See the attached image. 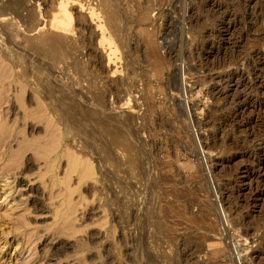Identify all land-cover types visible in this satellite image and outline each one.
<instances>
[{"label": "rangeland", "instance_id": "obj_1", "mask_svg": "<svg viewBox=\"0 0 264 264\" xmlns=\"http://www.w3.org/2000/svg\"><path fill=\"white\" fill-rule=\"evenodd\" d=\"M24 1L28 9H20L21 16L33 12L35 20L29 24L39 27L31 33L26 25L17 27L23 38L44 28L58 4L70 0ZM70 2L68 8L80 24L86 17L81 4L99 8L101 3ZM107 3L116 12L114 25L119 27L110 29L108 15L99 9L103 22L99 21L109 28L106 36L112 38V49L118 50L112 65L106 67L107 49L97 56L98 63L104 58L102 68L80 71L60 65L54 70L58 77L54 82L60 91L75 88L77 103L88 110L83 115L87 123L92 115L90 127L100 119L117 118L140 129L136 138L127 137L136 147L135 161L131 163L121 150L105 158L107 137L105 146L99 140L96 144L92 134L77 136L84 144L72 149L92 160L95 179L79 181L75 173L67 172L71 205L65 207L64 191L44 175L54 149L46 147L53 152L43 160V149L36 148L40 138L55 139L50 136L52 124L45 120L41 130L27 132L26 102L12 82L20 67L9 68L6 63V70L1 62L0 171L25 180L14 194L15 198L25 194L15 211L23 214L19 223L0 226L9 232L5 237L11 242L10 251L19 244L12 260L264 264V0ZM5 38L0 35V42L6 44ZM113 71L117 76H112ZM100 92L106 99L102 110L96 106ZM95 136L102 137L98 131ZM109 148L114 149L111 144ZM66 168L67 159L61 158L56 173L64 177ZM32 188L36 190L27 193ZM2 221L3 215L0 225Z\"/></svg>", "mask_w": 264, "mask_h": 264}, {"label": "bare ground", "instance_id": "obj_2", "mask_svg": "<svg viewBox=\"0 0 264 264\" xmlns=\"http://www.w3.org/2000/svg\"><path fill=\"white\" fill-rule=\"evenodd\" d=\"M70 1L67 2L71 3ZM73 1L75 2L76 0ZM107 1L108 0H100L101 3L99 2L100 3V5H98L100 6L99 8L96 7L97 5L96 6L91 5L88 8H86L87 6L85 7L83 3L81 4V6L79 4L78 6H80L79 7L80 11L86 13L85 19L83 20L82 18L83 20V23L81 22L82 24L79 23L78 21L79 19L74 21L75 18H73V13H71L68 8V6L69 7L71 6L72 8V5L71 4L68 5L69 3L67 4V2L65 3V1H61L60 4H58L59 7H56L57 11L56 14H54V16H53L54 12L52 11L53 12L52 19L48 21L49 22L48 24H46L48 25L47 28H45L46 25L44 23L45 25L44 28H40L36 34H32L31 36H25L23 38L20 37V34L18 33V30L20 32V29H18L20 25L21 27L26 25L27 31H29V33L35 31L39 27L38 25L37 27V26H30L29 24L31 21L35 20V14L33 12L27 11L28 14L25 17L21 16L19 10L20 9L24 10L26 8L28 9V7H26V1L24 0L22 2L18 0H6L5 2H3V0H0V35L1 36L5 35L6 37L5 38L6 44H4L3 41L0 42L1 43L0 64L1 62L3 64L5 63L6 67L5 66L4 67L6 68V70L8 69L7 68L8 64L6 63L10 64L8 66L9 68L12 66L14 68L20 67L19 68L20 72L19 69L18 70L16 69L18 73L15 72L14 76H12V82L17 88L18 86L20 87L21 90L19 94L20 99L24 98L26 102V105H24L25 106L24 121L27 127V132L31 134L37 129L41 130V126L45 122V120L47 121V124H49L48 123L49 120L52 124L51 125L52 132L50 133V136L51 134H53L55 139L51 138L52 140L49 139L43 140L40 138V140L36 143L37 145L36 148L43 149V153H41V155L43 156V157L41 156L43 160L44 158L45 159L47 158L48 154H51L54 151L52 155H49V158H47L45 162L44 175L46 174L45 177L49 175L50 182L56 186H59L62 192L64 191L65 196L63 199V204L67 208H69L71 205V201L69 200L71 187L69 186L67 181L70 176L67 174V172L75 173L79 181L93 179L95 176V171L91 163L92 160L89 161V159L88 160L84 159V156L82 157L80 155L81 153L80 154L78 152L76 153L72 149L75 146H78V143L80 147V143L83 142L82 140L80 141L76 140V138H78L77 136L81 138L82 135H86L87 133L90 135L92 134L93 138L92 137L91 138L92 140H94L96 144L99 143L100 141H103L105 137H107L106 139H108L109 142L106 143H110L114 149L109 148L110 144L109 147H107L108 145L106 146V144L103 141V144L106 146L104 153V155H106L105 158L106 157L108 159L111 157L113 158V156H116L114 154L118 153L120 150L122 152H126L127 155L130 156L129 159L131 163H134L136 158V147L134 146L132 141H131L132 143L129 141L130 139L127 140V137L136 138L139 135L140 129H136L135 127L133 129L128 119L127 122L129 124L126 122V120H122V119L117 120V118L115 120L112 119L113 120L112 122H109L107 118L100 119V121L95 123L96 127L93 126L95 129L90 127V123H91L90 120L92 118V115L89 122L87 123L88 119L86 120L84 118L85 116H83L85 115L87 109L84 107L85 104L83 106L81 105L82 103L81 104L79 102L77 103L78 98L76 96H78V94L72 92L75 88L73 87L74 89L68 91L70 93L66 92L67 90L64 91L65 89L60 91L58 90L60 88H58V86H56L54 82L55 79H58V77L55 78L56 76H54L55 75L54 70L57 69L60 65H62L61 66L62 69L74 67L80 71L90 67H95L97 65L102 64L101 62H103L102 60L104 59L101 58L102 60L101 61L99 60L100 63H98L97 56L99 55V53L102 54L105 53L107 49L110 50V54L107 55L108 63L106 67H110V65H112L111 64L113 62L112 59L115 58L114 57L115 52L118 50L117 48L113 47L114 49L113 51L112 38L110 40L109 36H106V32L107 29L109 31V28L111 29V26L113 27V25L118 22H117V15L115 10L108 8L109 4L107 3ZM77 4L78 3H75V5ZM100 8H102L105 11L104 12L105 15L107 14L109 17V20L112 25L107 22L109 20L105 21L108 23L107 26L110 25L109 28H107L105 25H102L101 23L103 21L100 20L98 16L100 15L98 12ZM21 22L22 24H20ZM93 24L95 28L92 27ZM114 26L116 27V25ZM113 32H116V29ZM119 32H122V30ZM98 36H100V41L96 43V38ZM121 39L119 40L121 41ZM113 44L116 45V43ZM12 48H16V49L15 50L13 49L12 51ZM17 49L21 50L20 51L21 54ZM81 55H83L82 59H85L86 57L87 60L83 62L79 57ZM101 66L102 65H100V68H102ZM10 71L12 70L10 69ZM10 71L8 72L11 74ZM8 72H6V74ZM9 73L7 76H10ZM116 73L117 71H113L112 76L113 77L117 76ZM7 76L5 78H7ZM60 80L61 79H59V81ZM119 82L121 83V81ZM35 100L37 101L35 103L36 108L33 109L31 108L30 105L33 101L35 102ZM105 100H106L105 94L103 92H100L97 96L98 104L96 106L99 105V107L102 110L103 108L106 107ZM18 109H20V107H18ZM88 128L91 129L89 130ZM97 131L101 133L102 137L100 138L99 136L100 139L99 138L97 139L96 136L94 137ZM34 141L32 142L34 143ZM136 142L138 143V141ZM29 143L30 141L27 142L28 146H30ZM33 143L32 145L34 146ZM88 146H84V147L87 148ZM96 146L97 145H95V147ZM46 147H48V149L52 148L54 150L45 151ZM78 149L80 150L81 148ZM44 151L45 153L46 152L49 153H46L47 154L46 155ZM61 158L67 159V168L64 177H60L59 174L56 173L57 164ZM10 176H11L10 174L3 172V170L0 171V180H1L0 181V218L3 215V221H2L3 224L0 226H4V225L7 226L9 222L13 224V222L15 223L16 220H18L19 223V219H21L23 215L21 212L16 213L15 211L20 205L19 202L24 200L23 197L25 196V194L24 195L20 194V197L18 198H15L14 194L18 190V186H24L23 184H25V180L23 178H19L18 176L17 177H13V176L10 177ZM17 183H19V185L16 186ZM22 188L23 187H21V189ZM35 190H36L35 188L27 189V193L28 192L31 193ZM28 196H30V194ZM59 214L61 213L58 214L56 213V216H58ZM16 229H18V226L16 227ZM6 234H9V232L0 229V264H21V262L17 258L12 260V257L15 254L13 252H16L19 244L16 246V248L13 251H10L9 249L12 247V245L11 242L8 240V238L5 237Z\"/></svg>", "mask_w": 264, "mask_h": 264}]
</instances>
